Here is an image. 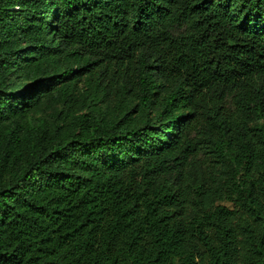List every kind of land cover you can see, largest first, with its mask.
<instances>
[{
	"label": "trees",
	"instance_id": "obj_1",
	"mask_svg": "<svg viewBox=\"0 0 264 264\" xmlns=\"http://www.w3.org/2000/svg\"><path fill=\"white\" fill-rule=\"evenodd\" d=\"M0 264H264V0H0Z\"/></svg>",
	"mask_w": 264,
	"mask_h": 264
},
{
	"label": "rangeland",
	"instance_id": "obj_2",
	"mask_svg": "<svg viewBox=\"0 0 264 264\" xmlns=\"http://www.w3.org/2000/svg\"><path fill=\"white\" fill-rule=\"evenodd\" d=\"M63 110H67L63 112ZM79 108H65L63 105H57L53 108H43L34 116L47 119L52 125H67L72 121L74 115L80 114Z\"/></svg>",
	"mask_w": 264,
	"mask_h": 264
}]
</instances>
